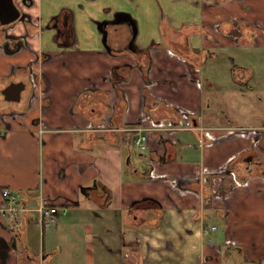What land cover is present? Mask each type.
I'll list each match as a JSON object with an SVG mask.
<instances>
[{
	"label": "crops",
	"instance_id": "obj_1",
	"mask_svg": "<svg viewBox=\"0 0 264 264\" xmlns=\"http://www.w3.org/2000/svg\"><path fill=\"white\" fill-rule=\"evenodd\" d=\"M15 3L23 16L6 34L19 43L11 39L6 49L0 28V105L7 123L0 120V193L28 192L29 205L42 196L59 221L74 218L48 243L47 223L31 213L17 245H26L37 264L54 259L56 244L70 256L80 251L79 240L84 244L82 232L100 238L95 222L126 223V209L150 198L164 210L161 223L147 231L125 228L122 240L131 251L120 264H264V113L246 125L228 119L230 100L242 88L264 106V72L235 65L234 57L223 73L210 72L219 49L237 46L238 30L243 43L252 39L264 50V0ZM118 13L134 21L135 35L128 22L109 25ZM53 16L71 19L63 40L48 27ZM134 51L144 52L145 71ZM18 81L25 83L21 100H3L1 90ZM141 127L149 128L144 150L135 144ZM103 186L106 205L99 204ZM11 228V219L0 215V235L9 238ZM94 253L89 241L83 260L94 264ZM19 255L11 249L7 264H30Z\"/></svg>",
	"mask_w": 264,
	"mask_h": 264
},
{
	"label": "rangeland",
	"instance_id": "obj_2",
	"mask_svg": "<svg viewBox=\"0 0 264 264\" xmlns=\"http://www.w3.org/2000/svg\"><path fill=\"white\" fill-rule=\"evenodd\" d=\"M234 43H236L237 46H235L233 50H227V49L218 50L220 52V55L218 59L215 61L216 62L215 66L212 68L210 67V72H212L213 74L223 73L225 70V65L228 63L231 66V63L229 62H230V59L234 57L236 60V62H234L235 65H247V66L249 65L254 68L257 74H262L264 72L263 71L264 70V50L259 49L257 47V42L251 39L250 42L243 43V39L240 36H237V39L234 40ZM227 57H229L228 60H226ZM195 67L196 68L191 69L193 74L199 71V68H198L199 66H195ZM205 68L206 70L209 71V65H206ZM260 80L262 84L264 85V74L262 75ZM252 83H253L252 80L248 81V84H252ZM230 106L233 109V111L229 109V113L232 116H230L228 119L232 121V123H236V125H246L249 123L257 122L256 121L257 117H255L254 115L264 113V106L262 107L261 104L256 106L255 99L253 98V93L251 92V90L247 88L245 89L242 88L241 93L237 94V97L236 98L234 97L232 101L230 100ZM253 106L257 107L259 110L253 111L252 110ZM223 121L227 122L226 119ZM97 125L98 123H96L94 126L96 127ZM147 173H149L148 169H147ZM89 205L91 207L93 206L91 203H89ZM71 208H72L71 210H77L76 207H71ZM63 210H64L63 207L58 208V216L59 215L62 216V214L64 213ZM149 213L148 215H152ZM160 213L161 215H159ZM163 216H164V210H160L156 212L155 219L145 218V220H142V219H139V217L136 218L130 215V217L128 218V223H125L123 220L122 222L123 225L122 224L119 225L116 223H107L105 221L103 222L97 221L95 222L96 231L94 234L97 233V235H99L100 237L99 239H95L93 237L94 235H92V232L90 231L88 235L82 232L81 235L84 236V244L83 242L79 240L80 245H81L79 247L80 251L78 252L71 251L70 256H65V253L58 252V245L56 244V248H57L56 256L54 257V259L52 257L50 260L46 262L43 261V264H87L83 259L85 257L86 247L89 241L91 242L92 247L95 250V253L93 254L94 264H120L121 263L120 259L121 257L123 258L124 252L131 251L130 245L122 240V237L124 236L122 232L124 231V229L130 228L132 230L140 229V230L147 231V230H150L151 228L158 227L161 223V219L163 218ZM87 217L90 219L94 218L92 211H87ZM110 217L111 216H108L107 219H109ZM9 218L12 219V217H9ZM73 219H74L73 217H64V219L62 218L59 221L58 217H55L54 221L46 224V227L44 230L46 241L49 243L51 240H53L56 237V235L63 236L62 229L64 228V225L66 224L67 221L71 222L70 220H73ZM80 220H83V219H80ZM208 222L209 223L214 222L216 224L219 223L217 219H213V218H208ZM76 223H79V222H76ZM71 224L73 223H70V225ZM80 224H82L81 228H84L86 222H81ZM212 226H215V225H212ZM35 228L38 229V232H39V227H35ZM40 228H41V225H40ZM92 229L93 227H91V230ZM207 229H210V227ZM213 233L214 232H210L209 235ZM5 239L9 241V238H5ZM63 240L64 238L61 240V242ZM65 240L67 241V239ZM138 248L142 250V253L140 250H138L139 255H138L137 261L141 262L142 259L144 258V251H143L141 242ZM133 253L135 252L133 251ZM233 254L235 255V257L239 258L240 261L242 260V258H240V256L238 255L236 251H234ZM23 257L26 259L25 254L23 255ZM7 259H6V264H7Z\"/></svg>",
	"mask_w": 264,
	"mask_h": 264
},
{
	"label": "built area",
	"instance_id": "obj_3",
	"mask_svg": "<svg viewBox=\"0 0 264 264\" xmlns=\"http://www.w3.org/2000/svg\"><path fill=\"white\" fill-rule=\"evenodd\" d=\"M238 30V28H237ZM186 116V114H184ZM147 129L146 127L138 128L140 134L135 139V144L139 149L144 150L147 148ZM24 192L22 190H14L10 188H4L0 193V215L5 217H12L14 225H20V219L22 215L34 214L40 222L50 223L54 221L57 211L55 207L49 204V202L41 196L37 200L36 204L29 205L25 202ZM216 227L211 226L214 230Z\"/></svg>",
	"mask_w": 264,
	"mask_h": 264
},
{
	"label": "water",
	"instance_id": "obj_4",
	"mask_svg": "<svg viewBox=\"0 0 264 264\" xmlns=\"http://www.w3.org/2000/svg\"><path fill=\"white\" fill-rule=\"evenodd\" d=\"M20 17H21V12L17 4L15 3V0H0V25H8L9 23L18 20ZM111 22L113 23L128 22L132 26L133 35H135V23L131 18H129V15L118 13ZM101 23H102V28L99 26V30H101L103 34V41H105L106 40V30H104V27L106 26L107 22L103 21ZM132 38L130 40L129 48L134 50L132 47ZM4 47L6 49H9L8 48L9 44L6 42L4 44ZM24 88H25V83L23 81L10 82L8 85H6L1 90V93L5 100L18 102L21 100V93L24 90ZM0 242L3 246V250H2L3 255L0 258L1 259L0 263L6 264V259L9 256V250L11 248L13 249L16 247V242L13 241L12 243H9L2 236H0Z\"/></svg>",
	"mask_w": 264,
	"mask_h": 264
},
{
	"label": "flooded vegetation",
	"instance_id": "obj_5",
	"mask_svg": "<svg viewBox=\"0 0 264 264\" xmlns=\"http://www.w3.org/2000/svg\"><path fill=\"white\" fill-rule=\"evenodd\" d=\"M24 2L26 3V4H29V3H31V0H24ZM19 8V7H18ZM20 9V8H19ZM20 12H21V17L23 16V12L21 11V9H20ZM69 19V18H68ZM71 19H69L68 20V22L67 23H64V18H61L60 16H53V17H51L50 18V20H49V24H48V27H53L54 26V28H55V37L56 38H58L59 40H60V38H61V40H63L62 39V37H67V36H65V35H67L66 34V31L67 30H69V26H71V21H70ZM17 21V20H16ZM15 22V21H14ZM14 22H11V23H9L8 25H0V28L3 30V34H4V36H5V40H9L8 41V44H9V47L8 48H10V44L12 45L13 43L11 42V43H9L10 42V40L12 39V40H16V42H18L19 43V41L17 40V39H15L12 35H7L6 34V29H7V27L9 26V25H11V24H13ZM109 23H112V22H109ZM101 28H102V23L100 22L99 24H98ZM67 26L69 27V28H67ZM236 28H238L237 26H236ZM61 34H62V37H61ZM241 31L239 32V36L241 37ZM135 52V51H134ZM41 82H43V80L41 79ZM10 83V82H9ZM8 83V84H9ZM7 84V85H8ZM44 84V83H43ZM2 98H3V95H2ZM3 100H5L4 98H3ZM5 101H7V100H5ZM11 102H13V101H11ZM2 115H3V113L1 112V105H0V120L4 123V125H6L7 123H6V121L3 119V117H2ZM3 119V120H2ZM28 194L26 193H24V196H25V198H26V196H27ZM25 202L27 203V200H25ZM31 214V213H30ZM30 214H28V215H22L21 217H18L19 219H20V222H21V224L20 225H14L13 226V223L15 224V222H13L12 223V228L10 229L11 231H13L14 233H9L10 234V237H9V243H12L13 241H15L16 242V247L15 248H13V249H15L17 252H18V249H19V246L17 245V239H19V238H21V236H18V234H20V232H19V230L20 229H22L23 228V225H24V223L26 222V221H30V219H32V216L30 215ZM42 225L43 224H45L46 222H40ZM16 231V232H15ZM26 246V245H25ZM27 247V246H26ZM12 249V248H11ZM10 249V250H11ZM2 250H3V246H2V244H1V242H0V258H1V256L3 255V252H2ZM9 250V251H10ZM27 250H28V247H27ZM31 251V250H30ZM26 257L28 256V260H29V262H30V264H37V263H35L36 262V258L33 256V253L32 252H29L28 254H26L25 255ZM22 258H23V256H21ZM1 260V259H0Z\"/></svg>",
	"mask_w": 264,
	"mask_h": 264
},
{
	"label": "trees",
	"instance_id": "obj_6",
	"mask_svg": "<svg viewBox=\"0 0 264 264\" xmlns=\"http://www.w3.org/2000/svg\"><path fill=\"white\" fill-rule=\"evenodd\" d=\"M109 25L110 26H116V27L119 26V25L117 26V24H113V23H110ZM238 32H240V30H238ZM107 40L110 42L109 39H107ZM108 41H107V43H108ZM143 53L144 52H142V51H136L135 56L137 57V60L139 61L141 69L143 71H145L147 69V64H144L143 62H141V58L144 55ZM92 189L97 191V189H95V188H92ZM100 191H101V197H100L99 204L104 205L110 199V197L108 198L109 191L104 186L102 187V189H100ZM27 194H28V192H27ZM160 210L161 209L159 208L157 202L154 201L153 199L144 198L141 200H137V201L133 202L132 205L129 206L125 211L126 223H128V218L130 217V215H132V217L134 216L136 218L139 217V219H142V220H145V218L155 219L156 218V212L160 211ZM149 212H151V213H149ZM148 213L152 214V215H148ZM161 213L159 215H161ZM18 253L20 254L18 256V260L21 262L22 259H24V257L22 258L21 256H23L24 254L25 255L28 254L27 247L24 244L20 245V243H19Z\"/></svg>",
	"mask_w": 264,
	"mask_h": 264
}]
</instances>
